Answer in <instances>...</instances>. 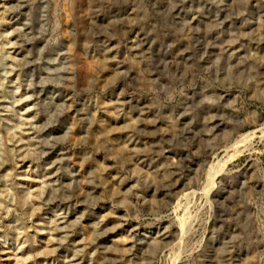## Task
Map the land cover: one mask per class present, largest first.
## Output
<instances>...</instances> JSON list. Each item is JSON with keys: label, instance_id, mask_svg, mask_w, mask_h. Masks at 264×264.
Instances as JSON below:
<instances>
[{"label": "rangeland", "instance_id": "1", "mask_svg": "<svg viewBox=\"0 0 264 264\" xmlns=\"http://www.w3.org/2000/svg\"><path fill=\"white\" fill-rule=\"evenodd\" d=\"M0 264H264V0H0Z\"/></svg>", "mask_w": 264, "mask_h": 264}, {"label": "bare ground", "instance_id": "2", "mask_svg": "<svg viewBox=\"0 0 264 264\" xmlns=\"http://www.w3.org/2000/svg\"><path fill=\"white\" fill-rule=\"evenodd\" d=\"M54 27H55V26H54ZM245 135H246V134H243L241 137L243 138ZM210 179L212 180L213 178H211V177H210ZM53 188H54V187H53ZM205 192H207V193H208V192H209V190H208V191L206 190Z\"/></svg>", "mask_w": 264, "mask_h": 264}]
</instances>
